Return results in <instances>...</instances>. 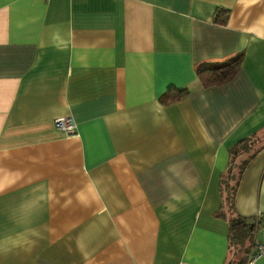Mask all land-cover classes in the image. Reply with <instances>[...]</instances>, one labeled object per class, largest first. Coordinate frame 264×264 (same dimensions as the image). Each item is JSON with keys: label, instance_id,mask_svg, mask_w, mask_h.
Wrapping results in <instances>:
<instances>
[{"label": "crops", "instance_id": "obj_1", "mask_svg": "<svg viewBox=\"0 0 264 264\" xmlns=\"http://www.w3.org/2000/svg\"><path fill=\"white\" fill-rule=\"evenodd\" d=\"M234 216L263 238L264 0H0V264H226Z\"/></svg>", "mask_w": 264, "mask_h": 264}, {"label": "trees", "instance_id": "obj_2", "mask_svg": "<svg viewBox=\"0 0 264 264\" xmlns=\"http://www.w3.org/2000/svg\"><path fill=\"white\" fill-rule=\"evenodd\" d=\"M229 11L226 9H217L215 13L216 22L225 23L226 18L228 16ZM222 16V17H220ZM242 62V54H237L236 56L227 59L222 62H212V63H204L200 65L196 69V75L200 83L205 87L211 85H217L224 83L229 78H231L236 71L238 70L240 64ZM176 93V97L180 98L183 95L187 94L186 89L173 90ZM245 140L240 141L239 145H242ZM235 153V151H234ZM242 152H237L233 155L232 160H230L228 171L222 176V190L224 191V195L226 196V206L234 211V198L236 193V188L239 183L240 177L242 175L243 170L250 162V159L240 161L239 156ZM237 159L239 161L237 162ZM234 170H236V175L232 176ZM230 228V251L228 260L226 264H245L243 258L235 259L237 257V253L245 254L248 248L251 252L255 245V241H252V232H254L251 227V223L246 219H243L239 216H234L229 221ZM248 248L246 249L244 246L245 242H248ZM242 256V255H241Z\"/></svg>", "mask_w": 264, "mask_h": 264}, {"label": "built area", "instance_id": "obj_3", "mask_svg": "<svg viewBox=\"0 0 264 264\" xmlns=\"http://www.w3.org/2000/svg\"><path fill=\"white\" fill-rule=\"evenodd\" d=\"M54 123L58 129L72 132L75 127L73 119L71 117H57L54 119ZM264 258V236L261 240L257 241L251 250L246 264H253L258 258Z\"/></svg>", "mask_w": 264, "mask_h": 264}, {"label": "rangeland", "instance_id": "obj_4", "mask_svg": "<svg viewBox=\"0 0 264 264\" xmlns=\"http://www.w3.org/2000/svg\"><path fill=\"white\" fill-rule=\"evenodd\" d=\"M233 175H234V176L236 175V170H234V172H233L232 176H233Z\"/></svg>", "mask_w": 264, "mask_h": 264}]
</instances>
